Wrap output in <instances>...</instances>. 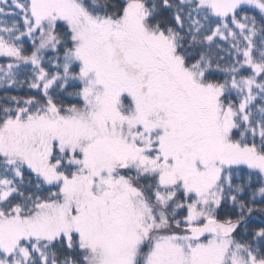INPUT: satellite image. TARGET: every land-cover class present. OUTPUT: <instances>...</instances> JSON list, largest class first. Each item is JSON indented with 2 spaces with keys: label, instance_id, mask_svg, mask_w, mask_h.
<instances>
[{
  "label": "snow or ice",
  "instance_id": "1",
  "mask_svg": "<svg viewBox=\"0 0 264 264\" xmlns=\"http://www.w3.org/2000/svg\"><path fill=\"white\" fill-rule=\"evenodd\" d=\"M0 264H264V0H0Z\"/></svg>",
  "mask_w": 264,
  "mask_h": 264
}]
</instances>
